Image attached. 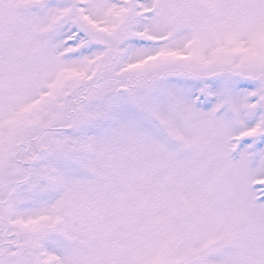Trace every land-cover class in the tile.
Instances as JSON below:
<instances>
[{
	"label": "snow or ice",
	"instance_id": "1",
	"mask_svg": "<svg viewBox=\"0 0 264 264\" xmlns=\"http://www.w3.org/2000/svg\"><path fill=\"white\" fill-rule=\"evenodd\" d=\"M0 264H264V0H0Z\"/></svg>",
	"mask_w": 264,
	"mask_h": 264
}]
</instances>
